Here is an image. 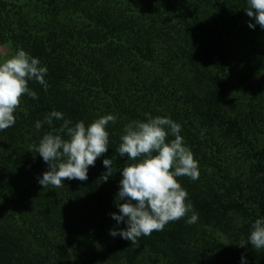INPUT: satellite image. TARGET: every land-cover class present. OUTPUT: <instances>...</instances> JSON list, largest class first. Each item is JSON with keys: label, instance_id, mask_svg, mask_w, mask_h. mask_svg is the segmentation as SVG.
I'll list each match as a JSON object with an SVG mask.
<instances>
[{"label": "trees", "instance_id": "trees-1", "mask_svg": "<svg viewBox=\"0 0 264 264\" xmlns=\"http://www.w3.org/2000/svg\"><path fill=\"white\" fill-rule=\"evenodd\" d=\"M39 1L45 4L37 14L39 22L31 24L21 10L0 15V44L9 41L15 51L22 48L38 58L48 69L49 86L45 91L29 81L37 98L23 96L14 112L15 125L0 131L5 142L0 150V198L10 205L14 222L24 227L0 222V264H44L33 255L27 237L31 234L43 247L52 245L42 221L64 234L69 214L80 215L86 225L81 239L92 253L110 229L125 228L110 215L119 214L121 170L133 162L116 152L122 130L134 120L146 121V114L162 117L169 104H179L170 118L181 125L180 135L198 161V180L176 178L198 220L188 224L189 213L136 244L169 264H242L239 249L229 248L225 254L212 244L194 250L192 244L196 225L233 233L230 217H240L246 225L240 229L242 239L247 240L251 224L264 218V83L263 90L252 85L255 71L249 66L252 56L262 61L264 30L248 27L255 21L246 15L247 0ZM68 9H75L71 17L78 19L79 29L68 25ZM258 33L262 46L245 51L246 40L252 43ZM53 110L63 113L70 126L79 121L87 126L107 114L117 119L106 127L108 151L89 167L86 181L65 180L64 187L44 188L37 177L42 178L48 165L32 146L44 134L58 132L62 120L53 119L51 126L44 122ZM36 121L42 122L39 130ZM104 159L113 161L106 182L99 181L107 171ZM245 167L248 175L242 180ZM56 252V264H73L66 250ZM128 252L127 259L135 264L138 250Z\"/></svg>", "mask_w": 264, "mask_h": 264}, {"label": "clouds", "instance_id": "clouds-1", "mask_svg": "<svg viewBox=\"0 0 264 264\" xmlns=\"http://www.w3.org/2000/svg\"><path fill=\"white\" fill-rule=\"evenodd\" d=\"M246 15L250 18L248 27L255 29L259 25L264 30V0H247ZM46 66H41L38 58L25 50L17 49L14 54L0 62V131L15 125L14 112L20 107L21 99L27 95L37 98V93L28 86L35 81L48 90L45 76ZM146 121L134 120L123 128L116 152L127 157L132 163H126L121 170L116 204L118 213H110L117 225L125 228L110 229L113 238L119 236L135 245L141 237L150 236L154 231H162L173 221L188 217V224L196 223L198 214L190 202L186 203L187 191L177 181V177L187 176L191 180L199 179L198 161L180 135L181 125L170 117H151ZM53 119L62 120L58 132H48L32 148L48 165V169L37 177L38 183L48 186L64 187L65 180L86 181L89 167L109 148V122L115 124L116 116L107 114L93 120L89 125L83 121L75 123L64 118L63 113L51 111L45 117V123L52 125ZM42 127L36 121L35 128ZM65 136L67 138H65ZM172 136L174 139L169 140ZM111 159H104L107 169L99 181L106 182L112 176ZM247 240L237 245L241 248L251 245L256 251L264 249V218H258L249 228ZM242 264H246L241 256Z\"/></svg>", "mask_w": 264, "mask_h": 264}, {"label": "rangeland", "instance_id": "rangeland-1", "mask_svg": "<svg viewBox=\"0 0 264 264\" xmlns=\"http://www.w3.org/2000/svg\"><path fill=\"white\" fill-rule=\"evenodd\" d=\"M0 15H6L10 13V16L14 11L21 10L24 15L28 18H30V23L39 22L37 19V14L39 11L45 8V4L39 0H36L35 3H33V0H0ZM46 1V0H45ZM112 5V4H109ZM71 6V5H70ZM76 7V6H73ZM75 10V9H74ZM71 9H68V13L66 14L68 17V25L72 28V26L77 27L78 29L81 27L77 20H73L71 16L75 17L74 14H71ZM64 11V10H63ZM96 12H100V9L98 8ZM61 18L65 17L64 13H60ZM65 19V18H64ZM46 24V23H45ZM47 25V24H46ZM42 29H45V27H42ZM251 37V35L247 36L246 39ZM245 41V40H244ZM252 43L250 40H246L244 49L245 51H250L254 47L256 51L262 46L263 38L261 34H256V37L252 39ZM253 43H256L258 47L254 46ZM15 50L13 48V45L11 42L6 41L2 44H0V62H3L5 59L10 57L12 54H14ZM161 55V54H160ZM248 54L244 53V61L247 62L249 59L245 58ZM255 55V53H254ZM163 56V54H162ZM165 57V56H164ZM258 57L252 56L251 59L253 61L249 64V66H252L254 69V76H253V83L252 85L254 87H259L263 90V83H264V56L262 58V61L257 60ZM256 59V60H255ZM259 61V63H258ZM254 62L258 63L256 66L253 64ZM241 74V73H240ZM262 86V87H261ZM131 100H134L135 98L130 97ZM248 98V96H247ZM175 107L179 109V104L173 105L169 104L163 107V116L162 117H171V109L175 110ZM5 145V142L1 138L0 134V150ZM4 154V152H3ZM240 161V160H239ZM232 163H235L237 167H240V163H238V160L231 161ZM233 171L235 168H233ZM242 173L240 175V179L244 180L247 177V168L245 167V171H241ZM10 205L5 202V200L0 198V222H4L3 224H8L9 227L15 228V227H22L21 222H14V218H12L11 212L8 211ZM80 215L76 216V213H70L68 216V225L63 226L64 234L61 233L60 229H55L56 226H51L48 222L45 223V221H42V225L44 226L45 232L49 233L50 239L52 241V245H46L42 246L38 244L37 240H35L31 234H27V237H29V241L31 242L30 247L32 248L33 255H35L38 259H40L44 264H56L59 263L60 255L57 254L56 249H63L66 250L67 253L70 256L71 262L73 264H130L129 260L127 259V256L129 255V250L132 248H136L138 250L137 254V260L135 264H169L167 261L168 259L164 256H158L148 250L145 247H141L139 244L133 245L131 241H127L122 239L121 237L117 236L113 238L112 236L107 235L108 238L101 239L96 243V249L95 253H92L91 251H88L87 245L88 243L84 242L83 239H81L82 234L84 233V229L86 228V225L83 223H80L79 218ZM231 218V224L233 226V233H224L222 230L215 229L212 227H199V225H196L195 228V238L196 239L192 245L193 250L197 247L204 248L209 244H212L213 249H217L220 251L225 252V254H230L229 248L239 249V253L241 256L243 255L245 258V261L252 262L253 264H264V251H254L251 252V249L246 247H239L237 244L242 240V233L241 228H244L246 225L242 218H238L236 216H232ZM78 219V220H77ZM71 220V221H70ZM79 221V222H77ZM85 222V221H82ZM194 224V223H193ZM93 227L90 225L89 230H92ZM109 227L106 228L108 231ZM39 231V229H38ZM71 231V232H70ZM191 245V243L189 244ZM67 247V249L65 248ZM191 251V250H190ZM118 253L117 255H114V253Z\"/></svg>", "mask_w": 264, "mask_h": 264}]
</instances>
